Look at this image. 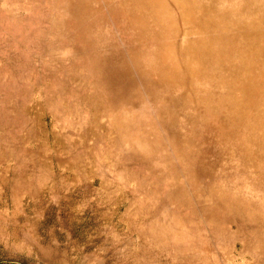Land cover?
<instances>
[{"label": "rangeland", "instance_id": "obj_1", "mask_svg": "<svg viewBox=\"0 0 264 264\" xmlns=\"http://www.w3.org/2000/svg\"><path fill=\"white\" fill-rule=\"evenodd\" d=\"M0 264H264V0H0Z\"/></svg>", "mask_w": 264, "mask_h": 264}]
</instances>
